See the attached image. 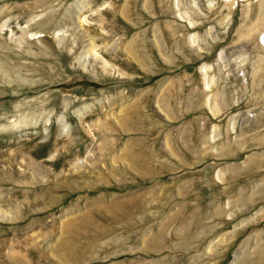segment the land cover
<instances>
[{"label": "rangeland", "instance_id": "1", "mask_svg": "<svg viewBox=\"0 0 264 264\" xmlns=\"http://www.w3.org/2000/svg\"><path fill=\"white\" fill-rule=\"evenodd\" d=\"M0 264H264V0H0Z\"/></svg>", "mask_w": 264, "mask_h": 264}]
</instances>
